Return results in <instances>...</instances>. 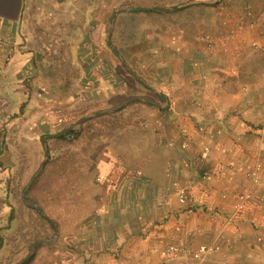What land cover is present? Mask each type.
<instances>
[{"label":"crops","instance_id":"obj_1","mask_svg":"<svg viewBox=\"0 0 264 264\" xmlns=\"http://www.w3.org/2000/svg\"><path fill=\"white\" fill-rule=\"evenodd\" d=\"M84 1L74 8L73 0H0L1 122L8 123L10 110L43 103L72 107L79 89L94 78L103 82V26L96 19L102 4ZM229 5L231 34L215 32L214 49L186 40L177 52L169 44L166 78L178 73L186 84L172 95L147 83L160 103L146 101L149 111L134 115V132L112 140L98 163L88 217L69 234L68 256L56 264H195L164 256L184 247L212 249L197 264H244L264 253V50L256 49L264 48V0ZM58 23L62 37L55 41ZM100 49L104 64L103 38ZM181 191L188 196L184 204ZM247 192L252 198L235 211Z\"/></svg>","mask_w":264,"mask_h":264},{"label":"rangeland","instance_id":"obj_2","mask_svg":"<svg viewBox=\"0 0 264 264\" xmlns=\"http://www.w3.org/2000/svg\"><path fill=\"white\" fill-rule=\"evenodd\" d=\"M44 1L41 0L40 3L44 4ZM100 1L102 14H99L96 19L103 26L102 34L99 32V72L103 65L105 76L103 82L96 81L94 78L89 81L87 89H79L73 97L72 107L63 102L49 107L51 108L49 111L48 105L43 103L40 107L34 106L23 112L10 110L8 123H5V120L0 121V142L3 152V156H0V235L5 242L0 249L1 264H19L31 254L36 243L44 240H49V242L37 249L30 259H33L30 264H56L68 256L65 250L67 237L88 217V211L97 195L100 159L108 151L110 144L114 142L112 140L115 139L118 142L126 133L129 135L134 132L130 131L134 115L147 114L149 111L146 106H142L146 101L160 103L156 94L134 76L131 70L138 75L143 73L148 78V80H143L149 85H154L156 90L173 95L174 92H180L179 87H184L186 83L177 79L178 73L173 74L174 79L166 78L167 68L163 64V59L173 53L170 51L172 49L168 48L169 44L175 43L173 50L179 47L178 52L183 49L181 48L183 41L191 40L204 45L201 44L200 50L203 47L211 50L216 46L215 32L224 36L231 34L228 31L233 21V13L227 11L230 7V0ZM197 2L213 4L192 5ZM45 3L49 6V3ZM84 3V0H73V7L83 6ZM186 5L189 6L167 13H120L114 23L112 45H110V20L116 10L129 7H152L167 10ZM75 21L76 17H74L73 29ZM61 26L58 23L53 29L52 36L56 38H53L55 41L62 37L59 32ZM69 28L67 24V31ZM209 36L213 41V47L209 46L207 39ZM102 38L104 40V64L101 63L100 40ZM112 46L119 51L120 55L114 51ZM256 49L264 50L259 47ZM124 61L128 63L125 64ZM178 64L176 60L174 63L176 70L179 68ZM113 79L117 87L113 85ZM102 85V93L98 94L96 90ZM61 98L63 101L68 99L66 96ZM123 105L125 106L120 110H115ZM96 112L107 113L95 116L75 130L80 133L77 139L55 142V139L46 138L44 142V137L60 133ZM2 115L4 116V113ZM47 150L50 158L32 188L44 173L52 157L64 152L71 153L77 163L61 180V200L52 201L50 197H47L46 200L50 201L48 211L44 210L37 201L32 200V197L38 196L43 199L48 194L44 190V181L50 178V173H46L41 179L37 192L31 194L32 188L30 189L29 200L41 207L44 215L25 201L24 193L47 160ZM52 170L55 171L52 174L54 178L55 174L58 176L61 169L57 164V167ZM30 195L33 196L30 197ZM34 210L51 224L54 222L57 225L56 237L53 224L52 231L42 228L45 222ZM12 211H14V216L11 219ZM56 220L59 221L60 226ZM211 251L210 247L172 248L165 252L164 256H184L197 264L198 259L208 258ZM244 264H264L263 251L260 257L254 258L249 263L245 261Z\"/></svg>","mask_w":264,"mask_h":264},{"label":"trees","instance_id":"obj_3","mask_svg":"<svg viewBox=\"0 0 264 264\" xmlns=\"http://www.w3.org/2000/svg\"><path fill=\"white\" fill-rule=\"evenodd\" d=\"M93 2H96L97 0H92ZM80 133L79 132H71L68 135H65L61 138H57L54 141L55 142H63V141H67V140H71V139H77L79 137ZM76 160L73 159L71 153H61L60 155L56 156V157H52L51 160L48 162L46 169L44 171V173L42 174V176L40 177V179L37 181V183L35 184V186L32 188L31 190V194H33V192H37L39 189L38 185H40L41 183V179L46 175V173H50V178L45 180V188L44 190L47 191V195L44 196L43 199L38 198L37 197H32L33 195H30V197H32V200L37 201L41 207L48 211L49 208V202L47 201V197H50V200L52 201H57V200H61V188H62V183L61 180L64 178V176H66L67 172L74 168V166L76 165ZM57 164L59 165V168L61 169L58 172V176H54L53 178V173H55V171L52 170V168L57 167ZM61 173V174H60ZM48 177V174L46 176V178ZM53 187V188H51ZM56 189V190H55ZM35 213H37L41 219H43V221L45 222L44 224H42V228H44L45 230L47 229H51V231L53 230V226L52 224L45 218L43 217L41 214L38 213V211L34 210ZM14 216V211H12L11 213V219ZM56 223L60 226V223L58 220H56ZM48 225V226H47ZM4 238L1 237L0 235V249L4 246ZM33 260V259H32ZM32 260H29L28 262H26L25 264H30L32 262ZM1 264V263H0Z\"/></svg>","mask_w":264,"mask_h":264},{"label":"water","instance_id":"obj_4","mask_svg":"<svg viewBox=\"0 0 264 264\" xmlns=\"http://www.w3.org/2000/svg\"><path fill=\"white\" fill-rule=\"evenodd\" d=\"M198 4H213V3H208V2H197V3H193L192 5H198ZM187 6L189 5H186V6H181V7H177V8H174V9H167V10H162V9H157V8H152V7H129V8H120L118 10H116L110 20V23H111V29H110V33H109V43L110 45H112L111 43V37H112V32H113V27H114V23H115V20L116 18L118 17V15H120V13H123V12H173V11H178V10H181V9H184L186 8ZM113 47V46H112ZM114 51L118 54H119V51L113 47ZM132 73L134 74V76H136L140 81L144 82L146 85L147 83L141 79V77L133 70H131ZM149 86V85H148ZM150 87V86H149ZM152 87V86H151ZM153 88V87H152ZM155 89V88H154ZM162 99L168 104L169 103V99L166 95H161ZM127 105V104H125ZM125 105L115 109V110H120L121 108H123ZM104 113H107V112H96L84 119H82L81 121H79L76 125H73V126H69L68 128H66L65 130L61 131L60 133H57V134H54V135H48L47 137H44V142L46 140V138H51V139H57V138H61L65 135H68L69 133L79 129L84 123L88 122L89 120L93 119L95 116H98V115H101V114H104ZM50 158V153L49 151L47 150V160L45 161V163L42 165V168L41 170L35 175V177L33 178V180L31 181L30 185L27 187L25 193H24V197H25V201L32 207H35L40 213L44 214L43 210L41 207H39L37 204H34L32 203L30 200H29V191L30 189L32 188L33 184L35 183L36 179L39 177V175L41 174V172L43 171V169L45 168V165H46V162L49 160ZM45 215V214H44ZM55 230H56V235L55 237L57 236L58 234V229H57V225L52 222ZM49 242V240H44V241H40L38 243H36L33 248H32V251H31V254L25 259L23 260L22 262H20L19 264H25L26 262H28L32 257L33 255L35 254V252L37 251V249L44 245V244H47Z\"/></svg>","mask_w":264,"mask_h":264},{"label":"built area","instance_id":"obj_5","mask_svg":"<svg viewBox=\"0 0 264 264\" xmlns=\"http://www.w3.org/2000/svg\"><path fill=\"white\" fill-rule=\"evenodd\" d=\"M207 39H208L209 46L213 47V41H212L211 37L209 36ZM218 133L221 134L222 131H218ZM210 152H211V147L210 146H206L205 147V154L208 155V154H210ZM258 167L260 168L261 166L259 165ZM122 168L123 169H126L127 168V166H126V164L124 162L122 163ZM136 173H138V172L136 171ZM249 176L252 179L254 185L259 184L260 177L257 174L250 173ZM203 178H207V175H204ZM252 196L253 195H252L251 192H247V193L242 194L240 201L237 202L235 204V206H234L235 211H242V210H244L245 207H246V202H248L252 198ZM187 197L188 196H187L186 191H181L179 193V195H178V200H179L180 203L184 204V203L187 202Z\"/></svg>","mask_w":264,"mask_h":264}]
</instances>
